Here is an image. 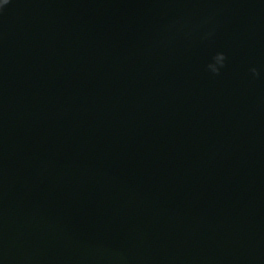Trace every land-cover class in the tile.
Wrapping results in <instances>:
<instances>
[{
	"label": "water",
	"instance_id": "1",
	"mask_svg": "<svg viewBox=\"0 0 264 264\" xmlns=\"http://www.w3.org/2000/svg\"><path fill=\"white\" fill-rule=\"evenodd\" d=\"M0 264H264V0H10Z\"/></svg>",
	"mask_w": 264,
	"mask_h": 264
},
{
	"label": "clouds",
	"instance_id": "2",
	"mask_svg": "<svg viewBox=\"0 0 264 264\" xmlns=\"http://www.w3.org/2000/svg\"><path fill=\"white\" fill-rule=\"evenodd\" d=\"M10 3V0H0V11H3L4 7ZM210 35V33H209ZM226 56L223 52L219 53L215 57V63L209 66V70L213 73L219 72L220 68H222L225 64ZM253 75L258 76L260 73L256 67H252L250 69Z\"/></svg>",
	"mask_w": 264,
	"mask_h": 264
}]
</instances>
